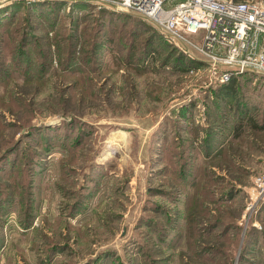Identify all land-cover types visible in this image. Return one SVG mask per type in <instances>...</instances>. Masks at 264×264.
I'll use <instances>...</instances> for the list:
<instances>
[{
    "label": "rangeland",
    "instance_id": "rangeland-1",
    "mask_svg": "<svg viewBox=\"0 0 264 264\" xmlns=\"http://www.w3.org/2000/svg\"><path fill=\"white\" fill-rule=\"evenodd\" d=\"M66 1L0 6V264H264V76Z\"/></svg>",
    "mask_w": 264,
    "mask_h": 264
},
{
    "label": "built area",
    "instance_id": "built-area-1",
    "mask_svg": "<svg viewBox=\"0 0 264 264\" xmlns=\"http://www.w3.org/2000/svg\"><path fill=\"white\" fill-rule=\"evenodd\" d=\"M12 1L0 0V6ZM69 1L143 17L191 57L220 68L224 83L246 72L264 76V3L259 0ZM252 193L254 202L264 201V171L254 176Z\"/></svg>",
    "mask_w": 264,
    "mask_h": 264
},
{
    "label": "trees",
    "instance_id": "trees-1",
    "mask_svg": "<svg viewBox=\"0 0 264 264\" xmlns=\"http://www.w3.org/2000/svg\"><path fill=\"white\" fill-rule=\"evenodd\" d=\"M42 1H49L50 3H52L53 5L55 4V6H61V5H67V4H69V2L68 1H66V0H42ZM15 3V2H17V0H14V1H12V2H10V4L11 3ZM45 2V3H46ZM13 3V4H14ZM71 3V5H73L74 6V8H75V6L77 7V8H79V7H83V8H85L87 5H89L90 4V2H86V1H72V2H70ZM9 4V3H8ZM109 12H112V13H115V14H120V15H124V16H129V17H132V15H130V14H127L126 12H123V11H116V10H110ZM134 17V16H133ZM137 18V17H136ZM141 20H142V18H141ZM145 21V20H144ZM165 36V35H164ZM166 37V36H165ZM167 38V37H166ZM168 39V38H167ZM169 40V39H168ZM189 56V55H188ZM186 57H187V55H186ZM188 58V66L187 67H192V68H195L196 66H199L200 64H201V61L200 60H197V59H195V58H192V57H187ZM205 63V62H204ZM238 75H235L229 82H226V83H230V87H232V85L236 82V79H234L235 77H237ZM233 81V82H232Z\"/></svg>",
    "mask_w": 264,
    "mask_h": 264
}]
</instances>
